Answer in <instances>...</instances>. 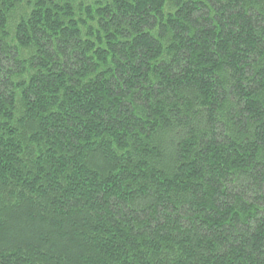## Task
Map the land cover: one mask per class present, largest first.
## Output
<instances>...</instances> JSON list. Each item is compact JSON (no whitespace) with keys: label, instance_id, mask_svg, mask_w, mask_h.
<instances>
[{"label":"trees","instance_id":"obj_1","mask_svg":"<svg viewBox=\"0 0 264 264\" xmlns=\"http://www.w3.org/2000/svg\"><path fill=\"white\" fill-rule=\"evenodd\" d=\"M0 264H264V0H0Z\"/></svg>","mask_w":264,"mask_h":264}]
</instances>
